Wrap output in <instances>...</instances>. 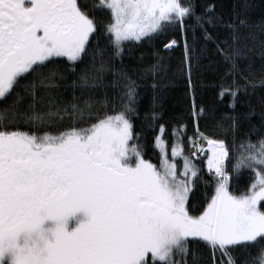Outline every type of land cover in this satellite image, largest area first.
I'll use <instances>...</instances> for the list:
<instances>
[{"label":"snow or ice","instance_id":"snow-or-ice-1","mask_svg":"<svg viewBox=\"0 0 264 264\" xmlns=\"http://www.w3.org/2000/svg\"><path fill=\"white\" fill-rule=\"evenodd\" d=\"M180 39L214 58V126L156 103ZM0 264H264V10L0 0Z\"/></svg>","mask_w":264,"mask_h":264},{"label":"trees","instance_id":"trees-1","mask_svg":"<svg viewBox=\"0 0 264 264\" xmlns=\"http://www.w3.org/2000/svg\"><path fill=\"white\" fill-rule=\"evenodd\" d=\"M205 0H197V3H203ZM212 2V0H208ZM216 3L230 4L232 0H215ZM253 5V15L258 21L260 19V13L264 10V0H250ZM177 38L178 34H177ZM189 43H191V37H189ZM160 42L154 41L151 44H145L142 48L135 49V53L139 56L142 52L148 53L155 47H159ZM202 45L197 44L194 58L189 64L184 62V49L183 40L180 39L178 46L174 51L168 53V73L167 77L163 81L162 88L157 96L156 103L160 106V111L168 118L173 115H179L181 113L188 114L193 102L198 108H204V118L200 120L203 126L207 123L209 126H214L217 120L223 113L229 112L227 107L229 101L224 100L220 102L218 97L219 89V76L215 65L212 63L213 57L210 53L201 54ZM195 57H198L195 58ZM191 80V85L189 84ZM260 96L257 95L248 97L250 99L253 108L257 115L253 117V122H257L259 119L260 111ZM151 93H142L140 98V104L142 110H147L151 104ZM240 107H245L241 105ZM244 180L240 182V186L243 187Z\"/></svg>","mask_w":264,"mask_h":264}]
</instances>
